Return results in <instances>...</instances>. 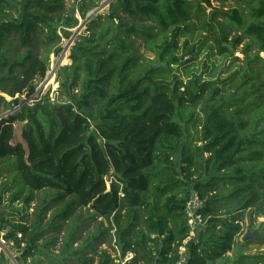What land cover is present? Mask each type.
<instances>
[{"label":"trees","instance_id":"16d2710c","mask_svg":"<svg viewBox=\"0 0 264 264\" xmlns=\"http://www.w3.org/2000/svg\"><path fill=\"white\" fill-rule=\"evenodd\" d=\"M213 1L228 0H115L110 15L95 17L75 41L72 64L58 69L59 101L40 93L26 104L50 55L61 52L35 57L36 36L46 31L53 43L59 28L69 37L78 21L65 0H0V91L11 99L0 95V232L20 252L17 264H121L129 254L126 264H177L194 193L205 203V223L187 264H218L234 250L245 214L264 216V0H236L231 10ZM197 30L234 61L248 39L245 67L220 82L196 74L169 82L172 68L196 60ZM10 37L21 56H9ZM136 39L157 54L156 66L139 72L145 57ZM187 108L188 125L177 120ZM16 123L26 148L13 144ZM9 192L26 208L37 201L34 216H4ZM81 208L110 227L84 238ZM111 231L116 257L98 251ZM244 260L264 264V256L234 264ZM0 264H11L3 252Z\"/></svg>","mask_w":264,"mask_h":264},{"label":"rangeland","instance_id":"374dc122","mask_svg":"<svg viewBox=\"0 0 264 264\" xmlns=\"http://www.w3.org/2000/svg\"><path fill=\"white\" fill-rule=\"evenodd\" d=\"M115 0H65V6H66V14L69 17H72V12L75 10V18L78 21V24L73 29H70L69 32L71 33L69 37L64 34V32L61 30V28L58 29V36L59 39L52 40L53 43H50L47 40V32L41 31L36 36V51H35V57H44L48 53H52L56 51L57 49H61V52L58 55L51 54L50 55V66L53 67L54 64V70L51 73L53 77V83L52 85H46V79L42 81H37V92H41L42 96L49 95L51 102L59 101V95L58 91L60 88V84L58 82L57 73L55 74V67L57 68V71L62 66L71 65L72 61L70 60V55L72 53L73 46L75 44V41L79 39L82 35H88V24L90 21H92L95 17L101 15L103 17L110 15L112 12V4ZM212 7L215 8H222L224 10H231L234 8L240 7L237 4L236 0H228L224 4L219 3L217 1H213ZM239 9V8H238ZM241 9L246 10L245 5H241ZM212 12L211 8L207 9V15L209 16ZM94 15V17L91 19V17ZM208 18V17H207ZM106 18H104V21ZM237 32L235 31L233 35H236ZM209 37V41L205 40V37ZM137 40V45L139 48L140 55L145 57V60L140 64L139 72H142L146 69L151 68V66H156L154 64V61L157 58V54L152 52L147 48V46L139 39ZM185 38H182L180 41L181 51L180 56L184 53L182 52V47L184 45ZM248 42V39L244 40V43L235 51V57L238 59L234 61L235 58L231 56H227V58H223L217 54V51H212L210 49L211 46H214V44L210 41V35L202 30H197L194 34V38L192 41V44L196 46V52H197V58L195 61H193L191 64H187L184 66H175L172 73H169L168 75V81H172L174 75H178L184 83H187L189 79L192 77V75L196 74L199 76H202L204 81H216L220 82L221 80L227 78L230 74L235 72V70L245 67V56L243 55V48L245 47V44ZM17 41L14 37H10L9 41V50L8 54L11 57L21 56L23 53V50H20V53H16ZM69 48V49H68ZM232 49V48H231ZM69 52V53H68ZM65 53V54H64ZM191 56H184L183 62L190 59ZM261 57L264 58V54H261ZM208 68V69H207ZM194 71L195 73L190 72L189 70ZM20 70L18 71V75H20ZM56 75V82H54L55 75ZM8 101H11V99L7 96H5ZM34 100V99H33ZM33 100L28 99L25 100L24 103L31 104ZM61 101V98H60ZM16 110V109H14ZM192 109L187 108L185 110H182V118L177 120L183 124L188 125V122L190 121ZM10 111H8L9 113ZM7 114V113H5ZM1 119V117H0ZM190 124V122H189ZM22 128L23 124L16 123L15 125V139L13 141V144H22L26 148V144L22 138ZM191 133L193 134V140L196 137L195 128L191 129ZM6 176L2 179V181H5ZM12 193V192H11ZM11 193H5L4 194V216H6L8 219L12 220H20L22 215H25V212L30 215V217L34 216L35 213V207L38 205V202L31 204V208H26L24 204L21 201H16L15 203L10 202L11 199ZM255 210L248 211L245 214L244 221L242 223L243 232L242 235L237 237L235 244H234V250L232 253L227 254L226 258L219 262L218 264H234L236 260H239L241 256L245 257H259L264 256V216H259L255 214ZM78 214L81 215V221L85 224L86 228L84 229V235L85 238L89 233H93L97 230L100 224H103L104 229L109 228V222L101 219V218H92L93 212L87 208H81L78 211ZM51 213L49 214L48 218H50ZM91 219V220H89ZM73 225L72 220L68 222V226L66 228L67 232L69 231L70 227ZM251 231H258L261 236L253 238L250 240V242L247 243V241H244L243 238L247 234V232ZM65 232L61 239L65 237L67 234ZM114 234V231H111V234L107 237H105V244L98 246V251L101 253L102 251H107L109 254H111L113 257H116L119 254V251L114 250L113 247L115 246L116 242L114 240V237L111 235ZM5 235V232H0V253H4L5 256L10 260L11 264H17L16 258L20 256V252L15 249L14 244L5 246L7 250H4L2 247V239ZM59 249L56 248V250H52L53 253H57ZM45 259V258H44ZM98 260V257L96 258ZM32 259H29V262H31ZM247 264H255L254 261L248 260L245 261Z\"/></svg>","mask_w":264,"mask_h":264},{"label":"built area","instance_id":"2783aa9c","mask_svg":"<svg viewBox=\"0 0 264 264\" xmlns=\"http://www.w3.org/2000/svg\"><path fill=\"white\" fill-rule=\"evenodd\" d=\"M55 66V64H54ZM54 66L51 67L50 66V70L47 73L46 76V81L48 80V78L51 77V73L54 70ZM57 73V68L55 67V74ZM56 80V75H55V79L54 82ZM41 92H37L32 98H30L31 100H33L35 97H37ZM58 93V92H57ZM21 108V106L16 107L14 109L16 110H12L9 113H7L6 115L12 114L16 111H18ZM110 185V182H109ZM204 201L202 199L199 198V196L194 193L192 196V199L189 201V203L186 206V210H185V214L186 217L188 219V227H189V236L183 241L182 245L179 248V262L177 264H187L188 263V255H189V245L191 243L192 238H194L197 234V231L199 228L204 226V219L203 216L201 214L202 209H204ZM9 243V245L13 244L11 242H7L5 240V238L3 237L2 239V247L4 250H6L5 246H7V244ZM133 257V254H129L124 260H118L117 262L121 263V264H126L128 262V260Z\"/></svg>","mask_w":264,"mask_h":264},{"label":"water","instance_id":"95a60500","mask_svg":"<svg viewBox=\"0 0 264 264\" xmlns=\"http://www.w3.org/2000/svg\"><path fill=\"white\" fill-rule=\"evenodd\" d=\"M94 17V15L91 17V19ZM0 95H2V96H4L5 97V95L4 94H2V92L0 91ZM259 236H261V234L258 232V231H251V230H249L248 232H247V234L244 236V238H243V240L244 241H248V240H251V239H253V238H256V237H259Z\"/></svg>","mask_w":264,"mask_h":264},{"label":"bare ground","instance_id":"6f19581e","mask_svg":"<svg viewBox=\"0 0 264 264\" xmlns=\"http://www.w3.org/2000/svg\"><path fill=\"white\" fill-rule=\"evenodd\" d=\"M69 49V48H68ZM69 53V52H68ZM65 54V53H64ZM52 81H53V77H52V74H51V77L50 78H48V80H47V82H46V85H51V83H52ZM7 250V249H6Z\"/></svg>","mask_w":264,"mask_h":264}]
</instances>
